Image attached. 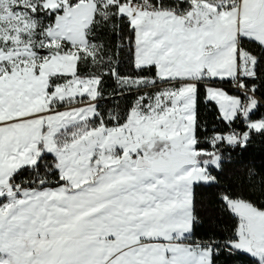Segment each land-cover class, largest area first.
<instances>
[{
    "label": "rangeland",
    "instance_id": "obj_1",
    "mask_svg": "<svg viewBox=\"0 0 264 264\" xmlns=\"http://www.w3.org/2000/svg\"><path fill=\"white\" fill-rule=\"evenodd\" d=\"M125 1L132 3L0 0L4 97L16 100L28 82L35 97L43 90L44 148L55 155L66 181L33 186L32 193L59 195L54 204L44 203L46 212H58L45 216L44 231L8 235L0 219V264L12 263L1 249L6 239L28 250L27 264H125L133 254V264H211L212 246L187 241L194 183L213 181L206 171L218 161L217 153L202 159L195 149L196 92L188 85L173 97L174 88L153 78H119L120 87L142 92L127 121L109 127L97 120L100 78L77 70L81 53H93L87 31L97 4ZM168 111H178L179 119L157 124L158 114ZM220 139L213 136V144ZM48 176L37 178L43 183ZM229 204L239 218L232 246L264 264V210L239 199Z\"/></svg>",
    "mask_w": 264,
    "mask_h": 264
},
{
    "label": "crops",
    "instance_id": "obj_2",
    "mask_svg": "<svg viewBox=\"0 0 264 264\" xmlns=\"http://www.w3.org/2000/svg\"><path fill=\"white\" fill-rule=\"evenodd\" d=\"M191 1V7L183 12L176 8L149 11L126 1L120 4V12L129 17L135 28V64L137 67L155 65L157 78L162 82L158 86L174 88L173 97L188 85L196 92L197 84L204 83L207 98L217 103L222 118L230 122L242 112V97L205 80H241L254 76L256 59L240 48V39L246 37L264 45V0ZM129 6L134 9L132 13L127 11ZM24 70L29 71L27 67ZM30 90H34L33 84L25 83L24 92L11 100L4 97V88L0 86V185L13 179L16 169L33 165L45 151V98L43 90L40 98ZM248 101L251 103L249 112L242 114L243 118H247L259 102ZM171 118L178 120V111L158 114L157 124L164 126ZM248 125L259 130L264 127V119ZM218 165L219 158L215 166ZM206 174L211 176L210 171ZM58 197L35 192L17 206L5 211L0 209V219H5L4 231L8 235L44 231L48 224L45 216L54 218L58 214L46 212L44 203L54 204ZM4 244L1 249L5 250L11 264H27L30 256L27 249L23 252L24 248L7 239ZM238 250L249 252L246 248ZM250 255L261 260L255 254ZM134 257V254L127 256L125 264H133Z\"/></svg>",
    "mask_w": 264,
    "mask_h": 264
},
{
    "label": "trees",
    "instance_id": "obj_3",
    "mask_svg": "<svg viewBox=\"0 0 264 264\" xmlns=\"http://www.w3.org/2000/svg\"><path fill=\"white\" fill-rule=\"evenodd\" d=\"M177 3L180 12L192 5L191 0H162L160 8L174 9ZM119 5L117 2L97 4L87 31L93 53L82 52L77 66L80 75L93 74L100 78L97 120L109 127L126 122L142 92V87H120L119 78H153L161 82L155 65L136 66L135 28L129 17L120 12ZM55 17V12L50 13L49 22L52 23ZM240 48L256 59L254 76L241 80L260 98L247 118L240 112L234 120L225 121L217 103L207 98L206 85L198 83L196 86L195 149L202 159L217 153L219 165H208L213 181L194 183L193 224L187 241L212 246L211 264H259L248 252L232 246L237 239L239 218L229 201L244 200L264 210V127L256 130L248 125L251 121L264 119V45L242 37ZM205 81L220 84L230 93L241 96L243 102L248 101L246 95L226 87L231 80L209 78ZM233 129L239 130L236 136L239 141L229 143L226 139ZM244 133H248V137L242 141ZM215 135H220L221 139L213 144ZM202 150L210 151V154L202 153ZM42 173L49 175L43 183L37 178ZM12 177L26 178L34 187L59 186L66 182L59 177L57 158L46 150L33 165L21 168Z\"/></svg>",
    "mask_w": 264,
    "mask_h": 264
},
{
    "label": "built area",
    "instance_id": "obj_4",
    "mask_svg": "<svg viewBox=\"0 0 264 264\" xmlns=\"http://www.w3.org/2000/svg\"><path fill=\"white\" fill-rule=\"evenodd\" d=\"M103 2V0H99ZM227 1V0H222ZM162 0H132L134 5L138 7L146 8L149 11H153L156 8H160ZM176 9H180L179 3L176 5ZM234 91L240 92L248 97V99L260 100V98L249 89L243 81L240 79H232L231 82L226 86ZM250 101L242 103L241 111L243 114H247L250 108ZM239 133L238 129H233L228 137L237 136ZM29 180L26 178H15L11 179L5 184L0 185V209L7 210L11 207L19 205V203L27 198L33 192V186L29 184Z\"/></svg>",
    "mask_w": 264,
    "mask_h": 264
},
{
    "label": "water",
    "instance_id": "obj_5",
    "mask_svg": "<svg viewBox=\"0 0 264 264\" xmlns=\"http://www.w3.org/2000/svg\"><path fill=\"white\" fill-rule=\"evenodd\" d=\"M229 143H236V142H238L239 141V137H236V136H234V137H229V138H227L226 139ZM141 161V160H140ZM140 165H145V163L144 162H140Z\"/></svg>",
    "mask_w": 264,
    "mask_h": 264
}]
</instances>
